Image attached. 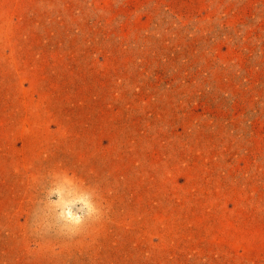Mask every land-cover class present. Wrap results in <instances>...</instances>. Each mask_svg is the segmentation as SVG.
Instances as JSON below:
<instances>
[{
  "label": "rangeland",
  "instance_id": "obj_1",
  "mask_svg": "<svg viewBox=\"0 0 264 264\" xmlns=\"http://www.w3.org/2000/svg\"><path fill=\"white\" fill-rule=\"evenodd\" d=\"M0 264H264V0H0Z\"/></svg>",
  "mask_w": 264,
  "mask_h": 264
},
{
  "label": "bare ground",
  "instance_id": "obj_2",
  "mask_svg": "<svg viewBox=\"0 0 264 264\" xmlns=\"http://www.w3.org/2000/svg\"><path fill=\"white\" fill-rule=\"evenodd\" d=\"M64 197L61 195L59 197V203L62 205V211H63V215L65 217H68L70 220L72 221H77L79 220V217L76 216L75 214H73V212L71 211V204L70 202L66 201L65 199H63ZM71 206V207H70Z\"/></svg>",
  "mask_w": 264,
  "mask_h": 264
}]
</instances>
